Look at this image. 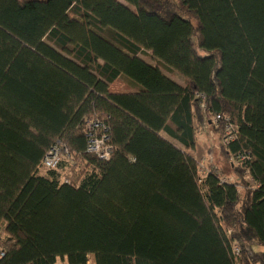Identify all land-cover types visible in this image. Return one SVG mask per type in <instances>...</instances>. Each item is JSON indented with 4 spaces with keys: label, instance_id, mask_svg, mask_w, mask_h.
I'll list each match as a JSON object with an SVG mask.
<instances>
[{
    "label": "trees",
    "instance_id": "trees-1",
    "mask_svg": "<svg viewBox=\"0 0 264 264\" xmlns=\"http://www.w3.org/2000/svg\"><path fill=\"white\" fill-rule=\"evenodd\" d=\"M123 2L0 0V264H264V0ZM215 113L255 188L236 165L200 184L187 151ZM94 119L108 160L88 152ZM59 141L73 157L42 175Z\"/></svg>",
    "mask_w": 264,
    "mask_h": 264
},
{
    "label": "rangeland",
    "instance_id": "rangeland-1",
    "mask_svg": "<svg viewBox=\"0 0 264 264\" xmlns=\"http://www.w3.org/2000/svg\"><path fill=\"white\" fill-rule=\"evenodd\" d=\"M121 2H123V0H120ZM124 3V2H123ZM133 8V7H132ZM184 15L189 17L190 19H193L194 21V25L196 27L197 30V21L193 18L192 15H190L189 13L184 12ZM140 56L147 61L149 64H153L154 66H160L161 70L172 80H174L175 82H180L178 84L185 86L186 84V78H184L181 74H179L176 71H170L168 70L164 65H162L161 63L155 61L151 54L147 51H144L142 54H140ZM123 80L121 79L119 82H115L112 83L113 86H111L109 88V91L111 93L114 94H123L122 91L126 90V89H131V86H127L125 83L122 82ZM125 84V85H123ZM133 89V88H132ZM131 91V90H130ZM203 103V102H202ZM216 113L209 116V117H205V120H203L201 123H197L195 125L196 128V136H197V140H196V148L194 150H188L187 153L189 155H191L193 158L196 159V161L199 163L200 167L203 166L204 169H214L217 167H221V169L225 172L226 176L230 179H234V175H232V171L235 170L234 165L231 163V159L229 158V156L226 155V153L224 152V149L221 147L220 142H223V138L224 135L226 134V126H222L221 123H212L213 118L215 117ZM209 119V125L207 124V121ZM235 126V124H233ZM236 129V126H235ZM164 133H162L163 135ZM220 134H221V138H220ZM166 135V134H165ZM168 136V135H166ZM169 141H173L175 143V145L178 148L183 149L182 145H180L178 142H176L173 138H171L170 136H168ZM223 144V143H222ZM101 150L95 148L93 150L98 151L96 157L98 159H104V160H108V158H102L105 157V154L102 150V148H100ZM211 151V152H210ZM107 157V156H106ZM208 159V160H207ZM216 160H218L219 163L216 164ZM206 167V168H205ZM206 169V170H207ZM245 175H244V179H241L239 177V175H237V177H239L237 179V181H239L240 183V188L242 189L243 186L245 187V190L248 191V187L252 188L256 187V183L250 178V176L246 173L245 168H239ZM91 171V170H88ZM231 172V173H230ZM42 175L48 176V173L45 172H41ZM59 175V174H57ZM61 176V175H60ZM58 178L61 179V177L58 176ZM203 182V181H202ZM201 184V182H200ZM202 190L205 192V188H203V186H201ZM245 190L244 193H242L241 198L243 200L244 195H245ZM235 246L236 243L234 244ZM233 245V246H234ZM264 250V248L255 245V251H262ZM240 251H238L239 253ZM236 253V255L238 254ZM237 257V256H235ZM58 264H66V262H58ZM91 264H93L91 262Z\"/></svg>",
    "mask_w": 264,
    "mask_h": 264
},
{
    "label": "built area",
    "instance_id": "built-area-1",
    "mask_svg": "<svg viewBox=\"0 0 264 264\" xmlns=\"http://www.w3.org/2000/svg\"><path fill=\"white\" fill-rule=\"evenodd\" d=\"M196 97L200 99L203 103L206 102V96L204 94L197 93ZM212 123H223L226 126V134L223 138V144L227 145L230 142L236 139L238 134V126L231 121L230 118L223 119L221 115L216 114L212 120ZM223 125V126H224ZM85 132L89 138V149L88 152L92 154H96L100 148H102L105 157L102 158H110L112 155V145L110 142V137L108 135V130L104 128V124H101L97 119L92 121H88L85 126ZM99 149L95 151L93 149ZM107 156V157H106ZM73 157L70 147L61 141L54 144L46 153L43 158L41 171L48 172L51 170H56L59 168L60 164L65 160H71ZM251 160V155L249 153H244L242 156H234L233 158V165L240 166L245 168L246 173L249 175V168L247 167L248 161ZM208 174V171L204 169L203 166L200 167V182L203 181L204 177ZM254 181V180H253ZM255 182V181H254ZM222 183H225V180H222ZM256 183V182H255ZM235 253H238V248L236 249Z\"/></svg>",
    "mask_w": 264,
    "mask_h": 264
},
{
    "label": "crops",
    "instance_id": "crops-1",
    "mask_svg": "<svg viewBox=\"0 0 264 264\" xmlns=\"http://www.w3.org/2000/svg\"><path fill=\"white\" fill-rule=\"evenodd\" d=\"M120 81V79H118V80H116L115 82L117 83V82H119ZM115 82H114V84H115ZM123 83H125L124 81H122ZM178 83H180V82H178ZM113 84V85H114ZM126 84V83H125ZM125 84H123V85H125ZM112 84H111V86H113ZM127 86H128V84H126ZM125 85V86H126ZM111 88V87H110ZM131 90V91H130ZM123 93H134L135 92V90L134 89H126V90H124V91H122ZM163 137H165V138H167L168 139V136H166L165 134H163ZM172 143H174L173 141H171ZM253 188H255V187H253Z\"/></svg>",
    "mask_w": 264,
    "mask_h": 264
}]
</instances>
